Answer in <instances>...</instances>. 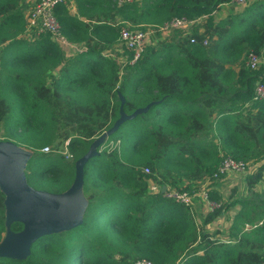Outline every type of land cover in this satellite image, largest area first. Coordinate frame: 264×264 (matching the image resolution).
<instances>
[{
  "label": "trees",
  "instance_id": "1",
  "mask_svg": "<svg viewBox=\"0 0 264 264\" xmlns=\"http://www.w3.org/2000/svg\"><path fill=\"white\" fill-rule=\"evenodd\" d=\"M73 2L74 15L68 4L54 8L62 34L79 47L67 51L48 34L27 39L24 0H0L1 141L31 152L27 184L63 193L75 162L120 107L129 115L148 106L83 165L80 223L40 236L24 258L0 256V264H264V196L256 189L264 179V98L253 99L264 64L245 65L250 51L264 47V0ZM172 17L199 21L186 34L158 35L133 64L116 61L122 25L143 29ZM65 141L68 158L59 147ZM226 156L246 163L251 195L231 201L207 190L217 207L199 213L162 195V186L193 193L227 176L212 177ZM234 204L227 229L213 228ZM22 229L21 221H7L0 187V244Z\"/></svg>",
  "mask_w": 264,
  "mask_h": 264
},
{
  "label": "water",
  "instance_id": "2",
  "mask_svg": "<svg viewBox=\"0 0 264 264\" xmlns=\"http://www.w3.org/2000/svg\"><path fill=\"white\" fill-rule=\"evenodd\" d=\"M147 106L138 108L129 115L120 107V116L112 127L94 139L86 153L75 162L74 180L63 193L31 188L24 175L27 157L25 158L23 148L11 141H0V187L6 195L7 221L19 220L23 223L21 231L7 233L8 237H4V250L0 256L24 258L29 254L31 244L40 236L69 229L80 223L86 204L82 195L83 165L98 153L97 148L104 139L123 121L146 110ZM165 189L162 186L161 192Z\"/></svg>",
  "mask_w": 264,
  "mask_h": 264
},
{
  "label": "built area",
  "instance_id": "3",
  "mask_svg": "<svg viewBox=\"0 0 264 264\" xmlns=\"http://www.w3.org/2000/svg\"><path fill=\"white\" fill-rule=\"evenodd\" d=\"M71 0H35L31 8L25 15V32L24 35L27 39L32 40L39 38L42 34H48L52 41L61 46H67V51L71 49L78 50L77 46L70 44L65 36L62 34L58 20L54 13V8L57 4H69ZM139 0H115L117 4L132 3ZM236 4H243L245 0H233ZM199 20H191L185 17H172L169 20L155 26L147 25L143 29L130 28L129 26L122 25L119 29V37L117 39L115 51L127 50L130 53L125 54L120 63L133 64L137 61L144 52L147 45L151 44L150 36L157 32L160 37L165 38L175 30L182 31L183 34L188 33L192 25L198 23ZM190 42H194L195 38L190 37ZM207 38L202 40V44H207ZM118 62V60H116ZM119 63V62H118ZM264 64V47L259 51H250L247 54L245 65L250 69H256L260 65ZM264 98V83L257 82L254 87L253 99L259 100ZM43 152L55 151L50 146H45L41 149ZM58 151V150H57ZM61 153H67L66 148ZM70 157L68 154L66 158ZM144 172H148V169L144 168ZM246 171V163L234 159L230 156L224 157L217 169L212 174V177L216 178L219 175H231L237 173H244ZM199 190V189H198ZM197 190V191H198ZM207 191V190H206ZM205 190L200 191V196L203 200H208V194ZM195 194L197 192H194ZM162 195L166 198L173 199L184 205H191V196L188 191L180 190L176 188H166ZM214 203V202H213ZM215 204V203H214ZM214 209V208H213ZM209 207L208 210H213ZM248 228V223H245L244 229ZM133 264H152L151 261L141 258L133 261Z\"/></svg>",
  "mask_w": 264,
  "mask_h": 264
},
{
  "label": "rangeland",
  "instance_id": "4",
  "mask_svg": "<svg viewBox=\"0 0 264 264\" xmlns=\"http://www.w3.org/2000/svg\"><path fill=\"white\" fill-rule=\"evenodd\" d=\"M35 0L32 1V4ZM142 0H140L141 2ZM25 4H26V8L25 10L28 11L32 4H29V1L24 0ZM158 35H160L159 33L155 32L150 36V40L149 41H154V43L157 40H161V38L158 37ZM112 53H115V59L118 60L119 64L121 59L124 57L125 53L124 51H113ZM122 66V64H121ZM4 135L2 136V134H0V141L3 140ZM67 141H65L63 144H59V147L62 148L60 149V151H64V149L66 148L67 150ZM103 147L102 145L100 146V148ZM23 148V147H21ZM25 149V148H23ZM22 151L25 153V158L29 157L30 152L23 150ZM65 155V157L68 155V150L67 153H62ZM244 173H237V174H231V175H227V176H222L217 178L214 181L211 180H207L204 183H202L200 186V189L197 191V193L195 194L190 193L191 196V207L193 208L194 211H196L197 213H199L198 211H204V210H208L209 207H211V209L216 208L217 205L214 204L213 202L209 201V200H203L202 197L200 196V191L201 190H211L214 189L216 190L218 193H220V195L223 197V199L225 200L228 196H231L230 200L232 201L233 199H235V197L241 198L243 196H248L251 195L249 192L246 191L245 188V184L243 182V176ZM257 191H258V196L259 197H263V191H264V179L262 180V182H260L257 187H256ZM239 207V204H234L233 206H231L225 214H223L222 216L218 217V221L213 225L214 227H218L221 229H227L228 225H229V218L231 216L232 211H235L237 208ZM195 213V212H194ZM6 218L9 220V218L7 217V210H6ZM199 218V215H196V219ZM212 228V229H213ZM8 237V235H5V238ZM3 243L0 244V253L4 250L3 249Z\"/></svg>",
  "mask_w": 264,
  "mask_h": 264
},
{
  "label": "crops",
  "instance_id": "5",
  "mask_svg": "<svg viewBox=\"0 0 264 264\" xmlns=\"http://www.w3.org/2000/svg\"><path fill=\"white\" fill-rule=\"evenodd\" d=\"M26 1H29V4L31 5L32 4V1L33 0H26ZM228 7L224 6L220 11V16H219V13H217V16L218 17H222L224 16L225 13H227V9ZM68 9H69V12L71 13V15H74L76 14V6H75V3L73 2V0L70 1V3L68 4ZM27 11H25V15H26Z\"/></svg>",
  "mask_w": 264,
  "mask_h": 264
}]
</instances>
